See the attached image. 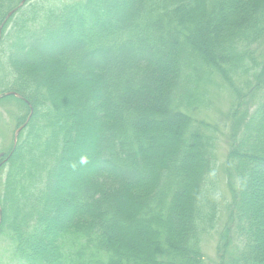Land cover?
Masks as SVG:
<instances>
[{"label":"trees","instance_id":"16d2710c","mask_svg":"<svg viewBox=\"0 0 264 264\" xmlns=\"http://www.w3.org/2000/svg\"><path fill=\"white\" fill-rule=\"evenodd\" d=\"M21 1L0 0V94L20 96L0 105L24 125L0 160L8 260L264 264V0H26L8 17ZM225 84L222 163L192 113Z\"/></svg>","mask_w":264,"mask_h":264},{"label":"rangeland","instance_id":"374dc122","mask_svg":"<svg viewBox=\"0 0 264 264\" xmlns=\"http://www.w3.org/2000/svg\"><path fill=\"white\" fill-rule=\"evenodd\" d=\"M55 5L68 3L73 0H50ZM258 49V48H257ZM259 52L262 53L260 59L264 58V45L259 47ZM1 92V91H0ZM232 97L231 92L228 90V86L225 84V87H212L211 88V96L208 103L204 104L199 109L193 111V116L199 120H205L213 125H216L218 128V139L219 142L217 144V156L219 162H224L227 157L229 151V145L227 144V131L229 126V113L231 109ZM91 107V105L89 106ZM20 110L16 104H1L0 105V160L3 157L4 153L9 149V147L18 140L17 130L21 127L17 123V117L20 115ZM94 114H90V116H86L87 113H84L85 118L82 123H88L94 117L97 118L100 116V112L95 110ZM3 161V160H1ZM5 161V160H4ZM3 161V162H4ZM2 162V163H3ZM1 163V162H0ZM0 188L2 189V183L5 180V172L6 169H0ZM223 171L219 170L220 177V217L218 222V229L221 230L224 224L227 221V211L225 209L226 204L229 200L230 192L225 183ZM219 232L217 229L207 234L203 238L202 249L204 252L205 258L210 262L217 261V243L219 240ZM7 246V247H6ZM10 256V248L9 245L0 241V264H14L13 260Z\"/></svg>","mask_w":264,"mask_h":264},{"label":"water","instance_id":"95a60500","mask_svg":"<svg viewBox=\"0 0 264 264\" xmlns=\"http://www.w3.org/2000/svg\"><path fill=\"white\" fill-rule=\"evenodd\" d=\"M26 0H22L19 5L17 7H15L12 11L9 12L8 14V17H10L19 7H21L24 3H25ZM6 95H15L17 97H20L18 93L14 92V91H8V92H5L3 94H0V98L2 96H6ZM24 126V125H23ZM23 126H21L18 130H17V135H19L21 129L23 128ZM16 143V141H15ZM1 166V165H0Z\"/></svg>","mask_w":264,"mask_h":264}]
</instances>
